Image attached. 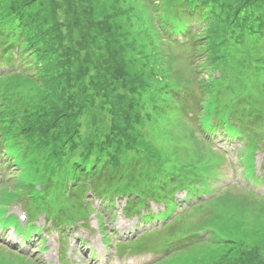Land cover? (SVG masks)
<instances>
[{
    "label": "trees",
    "instance_id": "1",
    "mask_svg": "<svg viewBox=\"0 0 264 264\" xmlns=\"http://www.w3.org/2000/svg\"><path fill=\"white\" fill-rule=\"evenodd\" d=\"M175 48L190 49L187 72ZM263 123L264 0H0V158L17 174L0 201L27 218L20 227L3 205L0 228L24 242L42 233L35 218L60 236L94 213L105 246L100 211L117 204L136 226L163 222L120 253L264 264ZM217 139H234L242 182L211 185L231 152ZM217 204L235 211L223 232L193 217ZM147 232L164 237L143 249Z\"/></svg>",
    "mask_w": 264,
    "mask_h": 264
},
{
    "label": "rangeland",
    "instance_id": "2",
    "mask_svg": "<svg viewBox=\"0 0 264 264\" xmlns=\"http://www.w3.org/2000/svg\"><path fill=\"white\" fill-rule=\"evenodd\" d=\"M173 52L182 59V61L176 62L174 64V67L182 68L185 72H187L188 67L185 63H183V61L184 59L190 57V49L185 48L183 50H180L179 48H175ZM169 53L171 54L170 51ZM189 125V127L191 128L195 127L193 123ZM184 126L185 127H181V129L178 131V133L181 135L189 130V127L186 124ZM261 130H264V123L262 124ZM231 140V142H223L219 141V139L216 140V147L218 149L226 150V147H228L231 152L225 156L224 163L220 167L222 169V173L211 184L213 188H222L223 186L230 185L233 182H242L243 175L240 173V166L235 163L236 155L233 153L235 149V141L234 139ZM227 144H229V146H227ZM262 161V155L259 152H255L252 162L255 176L260 174L259 167ZM2 163L3 158H0V186L3 185V182H6L8 184L1 186L0 195L2 192L8 191L10 188L13 189V186L9 184L16 183L15 180L17 179L16 172H14L12 168L3 167ZM261 174L264 175V173ZM255 189L258 193L264 195V182L260 185H257ZM234 191L243 193V190L238 187L231 188V192ZM179 197L181 198L182 195ZM207 198L210 197H202V199ZM194 201H196V199H194L193 202ZM122 203L123 202L121 201L120 205H122ZM186 204L187 203H182V206L185 207L189 205ZM3 205L4 204H1L0 201V207ZM22 206L23 205L21 203L20 205L17 203L10 204L7 207L8 211H6V213L19 217V215L24 214ZM92 207L96 210L99 209V202L95 200L92 204ZM215 207L217 208L216 211H214L213 208H209L205 210V214L194 213L193 217L195 219L201 216L209 217L213 227L217 231L223 232V227L225 226L224 224H230V221L227 222V218H230L231 215L233 216L235 211L228 206H221L217 204L215 205ZM118 208L120 207L118 205H115V207L111 211H100L101 213H104V230L106 234H110V237L108 238L109 243L105 246H103L100 242L101 231L99 230L98 221L94 213H91L89 215V218L84 227L77 225L76 229L74 230L69 229L66 233L64 231H61L60 233L62 235L59 233L60 236H58V234L48 226L47 222L44 221L41 216L35 218L33 219L32 223L35 226L34 229L35 231L39 229L42 233L39 234L38 232V236L32 233L31 240L28 242L26 241L27 243L23 242L22 239L20 240L19 234L15 233V231H13L10 226L0 228V263L27 264L23 257L18 256V258L16 259L14 255H11L6 250L11 252L15 251L19 254H22L24 257L32 259L38 264H61V262H63L64 264H152L161 259V251H159L158 253H145L140 255H128V253L123 254L119 252V243L127 241L129 237L133 236V234L138 235L142 232L157 228L162 225L163 222L161 223L158 220H154V222H152L151 224L136 226V217L127 219L120 214ZM158 209H161V207L152 205L150 208L153 213ZM112 213L114 214L111 215ZM161 228L162 227H160L159 229ZM147 233L150 235L145 238L144 244L140 246L143 249L148 244L152 245V243L158 240L162 241V238L164 237V235H161V233H156L153 235H151V233L149 232ZM81 239L84 241L82 245L80 244ZM36 247L41 248L39 251H37ZM90 251L93 252L92 257ZM206 251L207 249L197 248L193 251V253L194 255H202ZM58 258H60V261L58 260ZM193 258L197 257H193L185 252L177 260H175L174 264H197V260H194Z\"/></svg>",
    "mask_w": 264,
    "mask_h": 264
}]
</instances>
